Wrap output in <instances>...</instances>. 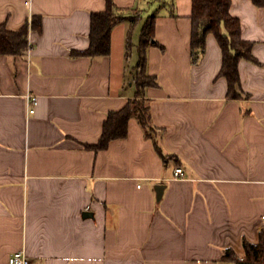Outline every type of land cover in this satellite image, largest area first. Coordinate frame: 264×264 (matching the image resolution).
Wrapping results in <instances>:
<instances>
[{"label": "crops", "instance_id": "0c3cea01", "mask_svg": "<svg viewBox=\"0 0 264 264\" xmlns=\"http://www.w3.org/2000/svg\"><path fill=\"white\" fill-rule=\"evenodd\" d=\"M106 1L0 0L8 29L41 23L23 53H0V264L19 250L31 264H231L226 248L242 257L243 239L264 233V6L231 0L253 59L238 61L246 95L229 98L213 33L192 60V0H112L123 17L109 54L75 55ZM151 15L145 74L157 83L140 95L154 130L132 117L126 136L89 148L137 95Z\"/></svg>", "mask_w": 264, "mask_h": 264}, {"label": "trees", "instance_id": "16d2710c", "mask_svg": "<svg viewBox=\"0 0 264 264\" xmlns=\"http://www.w3.org/2000/svg\"><path fill=\"white\" fill-rule=\"evenodd\" d=\"M257 6H264V0H251ZM231 0H192L191 11V55L197 62L205 51L206 36L213 33L222 49V65L219 74L228 82L227 96L239 98L244 94L240 89L238 61L245 57L253 59L252 41L241 37L239 19L230 13ZM123 16L114 10L112 0L106 1V8L91 13L90 43L83 51H74L75 55H107L110 52V33L112 26ZM135 20V19H133ZM33 27L40 30V17H34L31 23H25L17 30L6 27L0 22V53L21 54L28 47V30ZM154 15L145 21L140 34V55L138 66L140 74L136 78L137 95L130 98L118 110L109 111L103 123L99 140L86 145L93 149L105 148L114 138L124 137L128 131V121L135 117L146 133H152L150 123V106L140 95V87L156 84V77L145 74V47L154 37ZM160 151V150H159ZM161 153V152H160ZM162 154V153H161ZM244 255L239 257L231 248L224 250L223 259L231 264H264V233H260L259 241L254 243L243 239Z\"/></svg>", "mask_w": 264, "mask_h": 264}, {"label": "built area", "instance_id": "2783aa9c", "mask_svg": "<svg viewBox=\"0 0 264 264\" xmlns=\"http://www.w3.org/2000/svg\"><path fill=\"white\" fill-rule=\"evenodd\" d=\"M28 101L31 105L29 112H34V106L37 104V95L35 94H27ZM185 171L182 166H176L174 169V177L181 178L184 177ZM264 217V215H263ZM8 264H31L30 259L27 255L22 251L13 252L8 258Z\"/></svg>", "mask_w": 264, "mask_h": 264}, {"label": "water", "instance_id": "95a60500", "mask_svg": "<svg viewBox=\"0 0 264 264\" xmlns=\"http://www.w3.org/2000/svg\"><path fill=\"white\" fill-rule=\"evenodd\" d=\"M155 192H156V198L157 200H160L163 194V190L165 188V184L158 183L155 185Z\"/></svg>", "mask_w": 264, "mask_h": 264}]
</instances>
